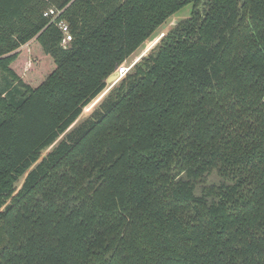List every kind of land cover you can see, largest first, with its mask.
<instances>
[{
	"label": "trees",
	"instance_id": "obj_1",
	"mask_svg": "<svg viewBox=\"0 0 264 264\" xmlns=\"http://www.w3.org/2000/svg\"><path fill=\"white\" fill-rule=\"evenodd\" d=\"M0 264H264V0H0Z\"/></svg>",
	"mask_w": 264,
	"mask_h": 264
},
{
	"label": "rangeland",
	"instance_id": "obj_2",
	"mask_svg": "<svg viewBox=\"0 0 264 264\" xmlns=\"http://www.w3.org/2000/svg\"><path fill=\"white\" fill-rule=\"evenodd\" d=\"M192 11H193V6H192V4H190V5H187V6L183 7L180 11H178L176 14H174L160 29H158V31L152 36V38L150 40H148L140 49H138L127 60V63L130 64L133 61H137L136 60L137 57H139L143 53V51L148 47V45L151 42H153L158 37H161L162 38L163 36L167 35L170 31H172L173 29H175L179 24H181V23L185 22L187 19H189L190 16H191ZM155 47H156V45L152 48V50ZM152 50L146 56L142 57L141 59L149 56V54L152 52ZM23 56H26V59H24ZM45 57L46 56L43 55V53L41 52V49H40L39 46H37L36 44H34V45L31 44L29 49H27V47H25V49H21V56L18 59L19 62L17 63L16 70L21 71V69H22V71H21L22 76L25 77L26 79H28L30 82L33 81V80L38 81L40 79V75L38 73V70L40 69V67L42 65L45 66L46 68H48V70H49L52 67V63H53V69H52V71L56 67L55 64H54V62L51 61L52 60L51 58H49V57H46L45 58ZM23 66H24V68H22ZM25 68L28 69L27 72L24 71ZM44 71H46V70H44ZM119 84H120V82L118 84H116L115 86H114V84H112V85L111 84H107L106 90L102 93V94H105L106 93L103 96V98H101V100L98 101L97 105L91 111H88V107L85 108L84 111H83V113H82V115L80 116V118L78 119V121L76 122L75 125L77 126L78 124H81L83 121H85L87 118H89L91 116V114L94 112V110L96 108H98V106L101 104V102L110 93V91L114 87L118 86ZM93 103H94V101L90 105H92ZM49 151L50 150H48L47 152H45L44 153V156ZM214 180L217 182L219 179L214 178Z\"/></svg>",
	"mask_w": 264,
	"mask_h": 264
},
{
	"label": "built area",
	"instance_id": "obj_3",
	"mask_svg": "<svg viewBox=\"0 0 264 264\" xmlns=\"http://www.w3.org/2000/svg\"><path fill=\"white\" fill-rule=\"evenodd\" d=\"M62 13V10L52 6L45 11L44 15L50 20L51 24H54L61 31L63 35L62 46L67 48L72 42L73 37L69 25L64 20H60ZM136 64L137 61H133L130 64H128L127 61L123 63L115 72L119 77L114 83V86L121 82L134 69Z\"/></svg>",
	"mask_w": 264,
	"mask_h": 264
},
{
	"label": "bare ground",
	"instance_id": "obj_4",
	"mask_svg": "<svg viewBox=\"0 0 264 264\" xmlns=\"http://www.w3.org/2000/svg\"><path fill=\"white\" fill-rule=\"evenodd\" d=\"M163 36V35H162ZM160 39H161V37L159 38H157L155 41H153V42H151L149 45H148V47L143 51V53L139 56V57H137V62L142 58V57H144V56H146L150 51H151V49L160 41ZM106 94V93H105ZM105 94H102L98 99H96V101H94V103L92 104V105H90V106H88V111H91L96 105H97V103H98V101L99 100H101V98H103V96L105 95Z\"/></svg>",
	"mask_w": 264,
	"mask_h": 264
},
{
	"label": "water",
	"instance_id": "obj_5",
	"mask_svg": "<svg viewBox=\"0 0 264 264\" xmlns=\"http://www.w3.org/2000/svg\"><path fill=\"white\" fill-rule=\"evenodd\" d=\"M118 74L114 73L113 75H111L108 79H107V84H114L117 80H118ZM46 158V155L43 157V159Z\"/></svg>",
	"mask_w": 264,
	"mask_h": 264
},
{
	"label": "crops",
	"instance_id": "obj_6",
	"mask_svg": "<svg viewBox=\"0 0 264 264\" xmlns=\"http://www.w3.org/2000/svg\"><path fill=\"white\" fill-rule=\"evenodd\" d=\"M160 38V37H159Z\"/></svg>",
	"mask_w": 264,
	"mask_h": 264
}]
</instances>
